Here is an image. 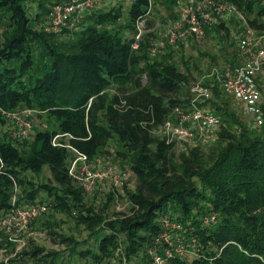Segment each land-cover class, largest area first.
<instances>
[{
    "label": "trees",
    "instance_id": "1",
    "mask_svg": "<svg viewBox=\"0 0 264 264\" xmlns=\"http://www.w3.org/2000/svg\"><path fill=\"white\" fill-rule=\"evenodd\" d=\"M66 1L0 0V119L24 108L54 121L30 138L0 136V215L45 204L48 213L29 227L43 226L84 264H152L151 252L164 256L166 248L172 256L165 264H264V126L253 131L233 121L215 84L207 106L221 118L217 139L179 150L158 131L188 101L189 61L180 66L170 53L153 55L151 34L132 49L151 0H132L126 30L118 5L93 12L77 25L75 40L60 41L58 35L74 29L49 32L47 16ZM226 2L255 32H264V0ZM112 142L115 159L130 167L136 184L109 192L97 208L71 173L73 150L93 160L110 154ZM46 170L48 181L36 183ZM117 197L128 206L110 213ZM56 213L74 217L95 248L89 238L58 233L50 220ZM165 219L182 225L186 253L164 242ZM24 234L26 247L0 264H56L60 251ZM11 245L7 238L0 249Z\"/></svg>",
    "mask_w": 264,
    "mask_h": 264
},
{
    "label": "rangeland",
    "instance_id": "2",
    "mask_svg": "<svg viewBox=\"0 0 264 264\" xmlns=\"http://www.w3.org/2000/svg\"><path fill=\"white\" fill-rule=\"evenodd\" d=\"M201 1L202 0H175V2H172L165 0H151L149 12L146 18L143 20V26L137 28V32L140 30L144 32L143 38L151 34L149 37V42L152 45L151 52L154 53L155 51L156 53L153 55L162 56L163 54H172V61L180 66H182V60L189 61L188 65L191 69L192 79L191 83L187 88V91L185 92L187 93V95L189 94L190 88L194 83L200 82L205 85L213 81L212 73L214 67H218L221 70H224L229 66L243 65L246 59L241 55L239 51V44L246 35L247 23H245V21L240 16H238V14L230 13L227 11L222 15H216L214 8L209 6L206 8V12L215 15V23L210 26H207V28L205 29V35L201 38H197L195 36L190 37L184 41L182 38H180V35L184 32L186 28L182 30H177L174 27V22L180 16L181 6L186 7L191 3L194 5V8H196ZM131 2L132 0H98L93 11L106 12L108 10H111L114 6L121 5L124 9V16L119 22V24L124 30H126L125 27L128 23L126 11L128 10ZM45 3H48V0H45ZM215 3L217 6L225 7L227 5L226 0H215ZM28 6L31 14L32 10L33 12H35V7L32 8L33 4L31 2H29ZM50 7L52 8V6ZM50 17L51 13L49 14V16H47L48 22L50 20ZM222 23L225 28L224 30L219 27V25ZM81 29L82 28L78 26L73 30V32L71 31L70 33L62 34L59 33L60 35H58V40H75L78 36V32ZM125 33L130 36L129 31H126ZM255 44L257 45V48L255 49L264 48V34H259L256 32ZM256 80L262 91L263 108L264 68L258 73V75L256 76ZM221 99V106H223L224 104V107L227 108L229 113H231V115L233 116V121L236 120L242 122L244 125L248 126V128L253 131L261 130L256 129L258 127L254 124L253 117L246 113V109L242 103L226 95L225 93L221 95ZM14 114H16V116H14ZM17 118H19L23 122L31 123L32 131L30 134H32L35 129H47L52 128V126H54V121L49 120L46 116H40V114H38L37 112L33 113V115L31 116H27L25 113V109L20 108L16 110L15 113H12L7 117H3V119H0V136H3L4 133L9 134V136H13V134L16 132V128L18 127ZM231 122L230 125L228 123L230 127L235 125L234 122ZM184 144L190 146L194 145L192 143L186 142L183 144H179L178 149L182 150L183 148L181 146H184ZM211 144L212 142H210L209 145ZM116 147V143L112 142L108 148L110 154L102 153L95 159L90 160L88 166H86V169L88 167L87 171L86 169L82 168V165L78 166L74 170V178L76 180L77 185L83 189L87 203L93 202L97 205V208H101L103 206L109 192L115 191L116 189L123 192L122 186L124 184H127L129 186V189H134L136 184L135 176L131 172L130 167L115 159L114 149ZM107 171L110 172L108 178L100 179L96 177L97 175L103 174ZM119 172L127 173V177L121 183L116 184L114 182V176L117 175ZM48 176L49 174L46 170L40 178L35 179V182L46 183L48 181L47 179H49ZM18 192L20 193V191ZM42 201L50 203V201L44 199H42ZM127 206L128 205L126 199L124 200V198L122 199L117 197L115 202L111 205L109 211L110 213L113 211H124L126 210ZM3 218L4 217L0 215V242H3L5 244V240L9 238V236L4 232L1 224ZM45 218L48 217L46 216ZM50 220L53 225L52 227L56 229L58 233L74 236L80 241H84L89 238V243L91 244V246L93 244V248H95L93 242L94 239H90V237L88 236L89 232L85 231L84 228L76 226V220L74 217L56 213V216L51 217ZM183 232L182 229H176L173 233L170 234L171 237L170 239H168V242L166 240H164V242L168 245V247H173L176 250H182L186 253V248H184L183 245V242L185 241L186 237L185 235H183ZM26 236H28V238H33L37 244L46 247L49 251H60L61 254L58 256L56 264H65L64 262L67 259H70L72 264L85 263L84 261H79L76 258H70L68 256L70 251L66 250L68 246L66 244L60 243L59 239H51V237L48 236L47 229L43 228V226L37 227L33 225L29 227L26 230ZM18 247V242H12V245L9 249H6V247L0 249V260H4L7 257H10ZM81 248L84 249L85 245L81 246ZM170 251L171 250L168 248L165 249V252ZM110 264H118V259L113 260V262H111Z\"/></svg>",
    "mask_w": 264,
    "mask_h": 264
},
{
    "label": "built area",
    "instance_id": "3",
    "mask_svg": "<svg viewBox=\"0 0 264 264\" xmlns=\"http://www.w3.org/2000/svg\"><path fill=\"white\" fill-rule=\"evenodd\" d=\"M97 2L98 0H70L57 4L51 13L47 31L59 33L65 28L75 29L78 23L94 12ZM191 3L186 7L181 6L180 16L174 22L175 29L182 30L186 28L180 35L183 41L194 36L197 38L203 37L207 26L215 23V15L206 12V8L209 6L214 8L216 15H222L228 11L238 14L244 20V17L230 4L223 7L217 6L215 0H202L194 8ZM140 26H143V21L138 23V28ZM143 33L140 30L135 35V41L132 45L133 50L139 49ZM255 36L256 32L247 24L246 35L239 44V51L246 58L243 65L229 66L224 70L214 67L213 81L205 85L196 82L191 86L188 101L184 105L178 106L158 131L168 143L183 144L188 142L194 144L193 146L201 144L207 146L217 139L222 124L221 118L207 106L208 101L213 98L212 90L215 84L220 85L226 95L244 105L246 113L253 117L254 124L258 128L264 126L262 91L256 80V76L264 68V48L255 49L257 48ZM153 54H156L155 51ZM12 113L15 112H3L2 115L7 117ZM25 113L27 116H31L35 111L26 109ZM17 125L19 128H16L13 136L21 139L29 138L32 131L31 123L23 122L17 118ZM73 151L75 158L71 165V173L74 177V170L80 165L83 166V169H86L90 159L81 152ZM109 175L110 172L107 171L96 177L105 179ZM126 177L127 173L119 172L114 176V182L119 184ZM48 210L49 208L45 204L14 207L3 219L1 224L4 232L8 234L11 242H18L19 245L16 251L6 258V261L14 258L26 247L27 242L23 238L24 233L34 221L47 214ZM163 224L166 230L162 238L167 242L171 237L170 230L182 229L181 224L172 222L169 219H165ZM151 255L152 264H165L167 258L172 256V252H165V255L161 256L154 251L151 252Z\"/></svg>",
    "mask_w": 264,
    "mask_h": 264
}]
</instances>
